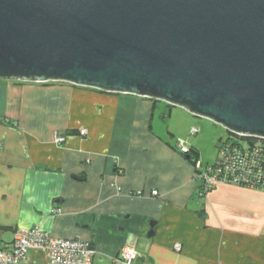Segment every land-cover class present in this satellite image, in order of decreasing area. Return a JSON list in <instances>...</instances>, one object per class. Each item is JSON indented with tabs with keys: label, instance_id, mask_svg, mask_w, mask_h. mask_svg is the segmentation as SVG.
<instances>
[{
	"label": "crops",
	"instance_id": "1",
	"mask_svg": "<svg viewBox=\"0 0 264 264\" xmlns=\"http://www.w3.org/2000/svg\"><path fill=\"white\" fill-rule=\"evenodd\" d=\"M162 104L0 80V245L40 227L89 242L93 264H122L126 245L132 264H264V191L217 183L201 195L178 138L163 133ZM19 264L47 262L30 251Z\"/></svg>",
	"mask_w": 264,
	"mask_h": 264
},
{
	"label": "water",
	"instance_id": "2",
	"mask_svg": "<svg viewBox=\"0 0 264 264\" xmlns=\"http://www.w3.org/2000/svg\"><path fill=\"white\" fill-rule=\"evenodd\" d=\"M0 80L137 95L264 138V0H0Z\"/></svg>",
	"mask_w": 264,
	"mask_h": 264
},
{
	"label": "built area",
	"instance_id": "3",
	"mask_svg": "<svg viewBox=\"0 0 264 264\" xmlns=\"http://www.w3.org/2000/svg\"><path fill=\"white\" fill-rule=\"evenodd\" d=\"M198 132L196 128L190 130L191 135H196ZM79 134L85 135L86 131L81 130ZM243 138L257 139L259 142L244 151H229L227 147L221 148L213 164L203 165L198 160L195 161V178L199 181L201 195L208 193L217 183L264 191V142L262 143L264 138ZM54 140L57 144H62L65 137L55 136ZM174 145L180 154L190 153L191 149L183 140L176 139ZM156 194L155 191L151 192L153 196ZM175 250L180 251V246L176 245ZM30 251L44 254L47 264H93L95 254L89 242L78 239H54L40 227H33L15 233L10 245H0V264H19L26 259ZM136 257L137 252L131 245L124 246L119 253V261L122 264H132Z\"/></svg>",
	"mask_w": 264,
	"mask_h": 264
},
{
	"label": "rangeland",
	"instance_id": "4",
	"mask_svg": "<svg viewBox=\"0 0 264 264\" xmlns=\"http://www.w3.org/2000/svg\"><path fill=\"white\" fill-rule=\"evenodd\" d=\"M162 105L161 111L165 116V119H161L163 133L168 130L167 134L183 140L186 146L197 152V159L203 165L213 164L218 158V143L227 139V130L212 120L194 116L181 107H168L165 102ZM192 128H196L198 134L191 135ZM173 141L175 140H172L174 144ZM172 148L178 152L175 145Z\"/></svg>",
	"mask_w": 264,
	"mask_h": 264
},
{
	"label": "trees",
	"instance_id": "5",
	"mask_svg": "<svg viewBox=\"0 0 264 264\" xmlns=\"http://www.w3.org/2000/svg\"><path fill=\"white\" fill-rule=\"evenodd\" d=\"M153 101V103L155 104L156 102H160L158 100H154L151 99ZM168 107H170V105H167ZM228 133L227 139L224 141H220L218 143V152L220 151L221 148H225L227 147L229 151H233V150H239V151H244L246 149H249L250 147L255 146L259 140L257 139H250V138H243V137H239L235 134L232 133ZM264 141H262L263 143ZM185 158L188 157L189 158V162H191L193 165L195 164V161H197V152L195 150H190V153L188 155H183ZM264 158V156H263ZM246 187V186H243Z\"/></svg>",
	"mask_w": 264,
	"mask_h": 264
}]
</instances>
